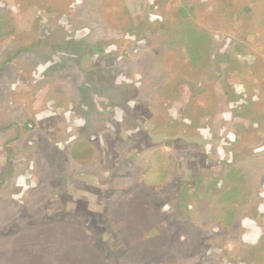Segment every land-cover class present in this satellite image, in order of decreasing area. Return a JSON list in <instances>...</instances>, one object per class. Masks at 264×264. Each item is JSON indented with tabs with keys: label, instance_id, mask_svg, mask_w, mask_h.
<instances>
[{
	"label": "rangeland",
	"instance_id": "obj_1",
	"mask_svg": "<svg viewBox=\"0 0 264 264\" xmlns=\"http://www.w3.org/2000/svg\"><path fill=\"white\" fill-rule=\"evenodd\" d=\"M0 264H264V0H0Z\"/></svg>",
	"mask_w": 264,
	"mask_h": 264
},
{
	"label": "trees",
	"instance_id": "obj_2",
	"mask_svg": "<svg viewBox=\"0 0 264 264\" xmlns=\"http://www.w3.org/2000/svg\"><path fill=\"white\" fill-rule=\"evenodd\" d=\"M168 145H172V143L170 141L166 142Z\"/></svg>",
	"mask_w": 264,
	"mask_h": 264
}]
</instances>
